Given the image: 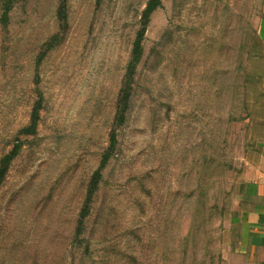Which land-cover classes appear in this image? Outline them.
Instances as JSON below:
<instances>
[{
	"label": "rangeland",
	"instance_id": "1",
	"mask_svg": "<svg viewBox=\"0 0 264 264\" xmlns=\"http://www.w3.org/2000/svg\"><path fill=\"white\" fill-rule=\"evenodd\" d=\"M0 2V264H225L264 0ZM41 100L36 133H22ZM91 201L90 184L111 145ZM87 206L88 215L80 225Z\"/></svg>",
	"mask_w": 264,
	"mask_h": 264
},
{
	"label": "crops",
	"instance_id": "2",
	"mask_svg": "<svg viewBox=\"0 0 264 264\" xmlns=\"http://www.w3.org/2000/svg\"><path fill=\"white\" fill-rule=\"evenodd\" d=\"M249 57L244 166L222 231L225 264H264V7Z\"/></svg>",
	"mask_w": 264,
	"mask_h": 264
},
{
	"label": "trees",
	"instance_id": "3",
	"mask_svg": "<svg viewBox=\"0 0 264 264\" xmlns=\"http://www.w3.org/2000/svg\"><path fill=\"white\" fill-rule=\"evenodd\" d=\"M1 1L2 0H0V2ZM12 5H13V0L5 1V5L3 8L2 20L6 23L9 19V12L12 9ZM65 6H66V0H62L60 10H59L61 20H65V18H66V14L64 12ZM162 6H163L162 0H149L147 5H146L145 10L143 11V14L141 17L142 27H141V29L138 33V36L134 42L132 59L128 65L126 84H125V87L123 90V94L121 97V105H120L119 112H118L117 118H116V124L117 125H120L125 120V113H126V110L128 109V105H129V101H130V97H131V84L133 81V76L136 74V69H137L139 61L141 59V55L143 53V47H142L143 45L142 44H143V40L145 38V33L147 31L148 24L150 22V18L152 16V14L154 12H156L159 8H162ZM245 75H246V73H245ZM41 105L42 104H41V100H40V102L37 103V106L34 109V113L32 115V120H31L30 125L28 127L24 128L22 133H24L26 135H34L36 133L38 121L40 118V109L42 107ZM116 145H117L116 133H115V131H113L110 148H109L108 152L105 153V155L102 159L101 165H100L99 169L95 172L93 179H92V182L90 184L88 201H91L94 192L97 190L98 183L102 177L101 171L105 167V165L108 163V161L112 155V151L115 149ZM19 148H20V145L15 146L14 149L12 150V152L9 153L8 155H6L2 159L1 168H0V182L5 177L7 170H8V167H9V164L13 160V158H15V156L17 155ZM88 211L89 210L86 206L84 208L83 213H82V220L80 222L81 223L80 225H83V219H85V217L88 215Z\"/></svg>",
	"mask_w": 264,
	"mask_h": 264
}]
</instances>
